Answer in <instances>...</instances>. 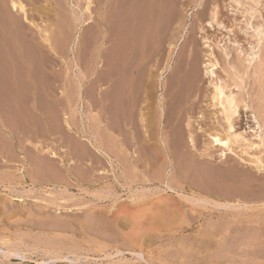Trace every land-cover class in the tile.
<instances>
[{"label": "rangeland", "instance_id": "374dc122", "mask_svg": "<svg viewBox=\"0 0 264 264\" xmlns=\"http://www.w3.org/2000/svg\"><path fill=\"white\" fill-rule=\"evenodd\" d=\"M6 1L0 0V249L17 250L24 257L0 251V264H264L263 174L252 184L246 176L252 172L240 166L245 177L236 182L239 186H218L213 180L204 185L182 170L179 156L174 154L176 160L169 154L171 146L165 149L167 167L164 160H159L160 166L144 162V75L150 69L147 79L155 109L162 96L160 84L176 82L175 76H165L167 72L157 80V73L168 67L164 56L173 65L182 44L196 39L202 70L207 50L203 36L218 40L234 28L238 42L246 44L239 29L243 15L222 0L220 20L226 29L208 24L209 0H21L30 10L27 36L38 38L33 23L45 24L51 45L43 47L17 34L21 14L11 13ZM12 22L18 25L14 32ZM176 70L177 80L185 79V71L180 66ZM42 147L74 162L60 164ZM260 148L264 150V143ZM30 159L41 164L46 160L48 174L38 168L30 171ZM210 166L205 165V171L216 175V166ZM191 167L201 166L193 162ZM175 174L184 175L186 187L166 190ZM197 183L204 187L199 184L197 189ZM232 191L243 192L239 198L254 197L240 201L231 196L226 202L212 195L230 196ZM155 198L164 201L162 206ZM205 198L210 202L201 201ZM150 205L159 212H148Z\"/></svg>", "mask_w": 264, "mask_h": 264}, {"label": "bare ground", "instance_id": "6f19581e", "mask_svg": "<svg viewBox=\"0 0 264 264\" xmlns=\"http://www.w3.org/2000/svg\"><path fill=\"white\" fill-rule=\"evenodd\" d=\"M1 1L4 2L6 0H1ZM206 1H208V0H206ZM221 1L222 0H209L210 10L208 9L209 10V17L207 19H208V24H210L211 26L216 25L218 27L224 28L225 27L223 25L224 21L220 20L221 19V6H220ZM227 1H228L227 7H230V10H232L235 13L242 14L243 17L245 18L244 26L239 25L240 31H242L243 35H245V38H244V40L246 41V44L244 42L245 45L239 43L240 41L238 38H240V37L236 36L239 33L238 34L235 33L233 30L234 28L228 30L229 32L233 33V36L236 34L234 36V38H232L233 40L231 39V35L229 32L226 35V37H225V35L220 39L217 37L218 40L217 39L212 40V39H210V37L208 35L203 36V42L206 43L205 46L207 47V50L205 51V53L203 55L204 56L203 64H202L203 69L201 70L200 60L202 58L200 57L198 49L196 48V45H198L197 40L191 39L190 42L185 41L182 44V47L179 49V51H177L178 59L176 60L177 62L175 61L176 63H174L173 65H170L169 64L170 57L164 56L166 58V61L163 59L164 60L163 62H165V65H167L168 67L167 68L164 67L165 69H162L161 72H159L160 70L158 71L159 73H157V74H158L159 79H157V80H160V78L166 72H167L165 75L166 77H168V75H171L172 77L173 76L176 77L178 75L177 73L180 72V71L176 70V66L178 68L180 66L181 69L183 71H185V79H183V80L179 79V80H182V82H181V81L177 80L178 79L177 78L178 76H177L176 78L175 77L172 78V79L176 80V82L173 80L174 81L173 84H172V82L170 84L169 83L170 81L167 82L168 80L162 84L159 83L160 89L162 91V96H161V98L159 97L158 101L156 102V108L155 109L153 108V105H152L153 100H154L153 99L154 97L152 96V83H150L149 79H147V76H149L148 74H150V73H148V72H150V69H149V67L145 68V69H149V70L148 71L144 70V74L147 71V73L144 75V94H145L144 95V162L150 163V165L151 164L152 165H158L159 160H162V161L164 160L165 163L163 165H164V167H167L168 161H167V158L165 156V149L167 151H169L170 148L172 147V149L174 151H169V154H171L172 157L175 156L176 160L178 158H176V155H174V154H177L179 156L180 162L179 161L178 162L181 163L182 170L185 173H188V172H190L189 174L192 173V175L194 176L193 178L196 177L197 179H199V181L203 182L204 185L209 184V183L214 181L213 183L214 184L216 183V185L219 183L218 186H225L228 184L230 186H233V187L236 186L237 187L239 185H236V182H238L240 184V181L243 180L242 178L245 177L243 175L244 170H242L243 172L241 171L242 174L239 173L238 168L240 166H241V168L244 167L245 169H247V171L252 172V176L246 175L247 179L252 180V184H253V180H255L254 178H257L259 174L264 175V160H263L264 157L262 158V154H264V150L262 148H260L262 146V144L264 143V0H227ZM6 3H7V5L5 4L6 8H8L9 11L11 10V13H12V11L13 12L17 11L21 14V21L19 22V28L20 29L18 30L17 34L23 35L24 37L26 36V38H27L28 32H26V30L24 31V28L26 26V22H30V19L28 18L30 10H29L28 6L21 0H7ZM206 3H208V2H206ZM207 5H206V7H207ZM85 8L88 9L89 5L87 4L85 6ZM200 15L202 16V14H200ZM235 19L240 20V17L235 18ZM11 21H14V20H11ZM241 21H242V19H241ZM12 24H13V22L11 23V25ZM17 24L18 23H16V25ZM242 24H243V22H242ZM33 25L37 29L36 32L38 34V38H35L34 36L28 37L29 42L36 41L37 44H41L43 47H50L51 40H50L48 34L46 33V29L44 27L45 24H42V23L41 24H34L33 23ZM14 26L15 25L13 24L12 26L9 27L11 29V31H13V32L16 29L15 27H18V25L15 27ZM225 28L227 29V27H225ZM29 30H31L30 27H29ZM190 33H192V32H190ZM23 36H21V38H23ZM193 37L191 36V38H193ZM186 40H188V39H186ZM162 42H164V41H162ZM189 43L191 44V46H189ZM159 48H157V49H159ZM164 53H165V51H164ZM162 55H160V56H162ZM146 59H148V58H146ZM155 60H157V59H155ZM158 68L159 67H157V70H158ZM167 69H169V70H167ZM150 76H153V74H151ZM182 76H184V75H182ZM182 76H181V78H182ZM169 79H171V78H169ZM172 79H171V81H172ZM157 88H159L158 84H157ZM196 113H198L197 116H195ZM194 117L196 119H199V120H196ZM196 121H197V126L193 125V123H196ZM65 123H66V121H65ZM161 123H162V126H161ZM185 127L187 130H185ZM184 131H187V136H188L187 138H188V142H189L187 146H189L191 148L190 151L187 150L188 147L186 146V144L183 143V135L185 133ZM169 136L172 138V141H171V139L170 140L168 139V138H170ZM161 138H162V144H161ZM169 142H170V144H169ZM38 143H40V142H38ZM88 143H90L89 140H88ZM93 145H94V143H93ZM90 146H92V145H90ZM96 146L98 147L97 144H96ZM87 148H88V146L86 147V150H87ZM96 149L99 150V152L102 151V154L105 152L103 148H102L103 150L102 149L100 150L98 148H96ZM260 149H262V150H260ZM42 150L46 151L50 158L55 159V160L57 159L60 162V164L67 165L68 163L71 164L72 162H74V160H69V161L65 162L64 158L62 156L60 157L59 156L60 154L58 155V153L51 148L49 149L48 147L47 148L42 147ZM106 152L104 153V155L106 154ZM37 153H38V151H37ZM39 153H40V151H39ZM81 153H79V154L82 155ZM89 153H91V151ZM72 155L75 157L74 154H72ZM80 155H78L77 160H82L83 157ZM106 155H108V154H106ZM35 158H36V156H35ZM106 158H108V157H106ZM37 159H39L38 156H37ZM66 159L68 160V158H66ZM175 159H173V160H175ZM31 160L32 159H30V162L27 163L29 168H30V171L33 168H38L39 170L42 171V173H45L46 175L48 174L47 168H45V164H46L45 161L46 160L41 161L42 164L38 163L39 160H37V163L33 162ZM33 160H35V159H33ZM40 160H43V159L40 158ZM43 162H45V164ZM109 162H110V160H109ZM174 162L176 163V161H174ZM193 162L199 164L202 168L198 167L200 169H197V168L192 169L193 167H191V166H192ZM209 164L211 165L210 168L212 166H213V168H214V166H216L215 167L217 169L216 175H214V176L209 175L211 173L208 172L209 173L208 174L205 171V165L209 166ZM23 165H25V164H23ZM158 166H160V165H158ZM48 167H50V169H51V166L48 165ZM23 168H26V167H23ZM177 168H180V167H177ZM210 168L207 170H210V171L212 170V172L214 170H216V169L213 170ZM51 170H53V168ZM157 170L158 169L155 170V168H154V171L157 172ZM161 170H163V167ZM58 171H59V169H58ZM178 171H176V172H178ZM20 172L23 173V171H20ZM54 172L55 171H53V175H56V177L58 178L59 176H57V174H54ZM57 173H59V172H57ZM182 176H184V175L182 174ZM64 177L66 178V176H64ZM165 177H166V175H165ZM175 177H176L175 179L173 178L172 181H169L166 183V187L168 188L166 190L184 189L186 187V185H183L185 182L180 176L177 177L175 174ZM260 177L261 176H259V178ZM50 178H52V176ZM63 178H61L59 180H63ZM147 178H148V176H147ZM157 179L158 178H156V180ZM156 180L154 179V181H156ZM210 180H213V181L210 182ZM244 181H246V179ZM60 182H63V181H60ZM191 182H194V181H191ZM46 183H48V182H46ZM149 183H151V182H149ZM249 183L250 184H248V185L252 186L251 182H249ZM199 184L197 183V186H196L197 189H199L198 187H200V185L203 186V184H200V185ZM212 185H206V187L210 186V188H211ZM40 186L42 187V185H40ZM52 186L54 187L53 184H52ZM173 186H175V187H173ZM45 187H47V186H45ZM60 187H62V186H60ZM192 187H193V185H192ZM212 187H214V186H212ZM258 187H261V186H258ZM156 188H157V186H156ZM228 189H229V187H228ZM162 190L164 191V189H162ZM231 190H232V188H231ZM242 190H243V187H242ZM245 190H246V188H245ZM255 190H256V188H255ZM41 191H42V189H41ZM249 191H251V193H253L254 196L257 195V194H254L255 192H257V190L255 192L254 191L252 192V189L251 190L248 189V192ZM160 192H161V190H160ZM233 192L234 191H232V193H229L230 196L229 195L228 196L222 195V194H219L218 192L214 193L212 195L214 198L221 199V200H225V199L228 200V197L230 198L231 196L232 197L236 196V197H234L235 199L239 198V196L242 197L241 196L242 194L238 195L241 191L239 193H236V194H233ZM235 192H237V191H235ZM241 193H243V192H241ZM244 194H245V192H244ZM250 195H252V194H250ZM250 195L248 194L247 196H250ZM193 196H194V194H193ZM247 196H245L243 198L245 199ZM254 196H250L249 198H252ZM260 196H263V195H260ZM157 198H155L156 202L159 201L158 203H161V206H162L163 200H161V202H160V200L157 201ZM207 198L201 199V201L207 202V200H206ZM243 198H239V200L241 201V199L243 200ZM153 199H154V197H153ZM192 199L190 200V202L192 201ZM216 199H215V201H216ZM247 200H249V199H247ZM251 200H253V199H251ZM51 202L53 203L52 200H51ZM156 202H155V204H156ZM209 202H207V203H209ZM49 203H50V201H49ZM150 203H148L147 205H149ZM192 203H194V202H192ZM192 203H190V204H192ZM217 203H218V201H217ZM230 203H233V202H230ZM155 204H154V202L151 203V205H153V206L158 205V204H156V205ZM167 204L169 205V203H167ZM172 204L173 203H171V205ZM194 204L196 205V203H194ZM225 204H223V205L225 206ZM228 204H229V202H228ZM244 204L247 205V203H243L242 205H244ZM171 205H169V206L171 207ZM199 205H201V204H199ZM240 205H239V208L241 207ZM250 205H252V204H250ZM133 206L136 207L138 205L136 204ZM153 206H151V209L149 207L148 212L150 210V212H154V215H155V214H157L158 210H156V208H154L155 209L154 210ZM161 206L159 209H161ZM165 206H163V207L166 208ZM174 206L175 205H173V207ZM218 206H219V204H218ZM224 206H222V208ZM144 207L140 212H144ZM158 207H159V205H158ZM170 207L166 209V210H169V212H170ZM215 207H217V206H215ZM235 207H237V206H235ZM242 207H243L242 209H244L245 206H242ZM262 207H263V205H262ZM225 208H226V206H225ZM124 209H126V208H124ZM146 209H147V207H146ZM252 209L253 208H251V210ZM134 211H136V210H134ZM137 211L139 212V210H137ZM155 211H156V213H155ZM126 212H128V211L126 210L125 213ZM145 212H147V210ZM178 212H180V209L178 210ZM133 214H134V212H133ZM154 215L152 214L151 216H154ZM182 215H183V213H182ZM99 217L100 216H98V218ZM179 217L183 218L182 216H179ZM182 221H183V219H182ZM94 224H95V222H94ZM223 225H224V223H223ZM123 228H124V226H123ZM129 228H130V226H129ZM134 230H136V229H134ZM143 230H145V229H143ZM143 230H142V232H143ZM122 232H124V230ZM125 234H126V232H125ZM139 234L142 235L141 233H139ZM145 239H146V237H145ZM0 251H2L1 254H3V256L13 255V256H20L22 258L24 257V255L21 254L17 250H11L10 251L7 249V251H5V250L3 251L0 249ZM120 251L116 250V252H117L116 254L120 253ZM136 256L141 257V253H139V252L136 253ZM4 258H6V257H4ZM145 261L146 260L144 258V262ZM151 261L152 262L150 264L153 263V260H151ZM156 261H157V259H156ZM164 262H166V261H164ZM0 263H2V262H0ZM160 264H162V263H160ZM163 264H166V263H163Z\"/></svg>", "mask_w": 264, "mask_h": 264}]
</instances>
